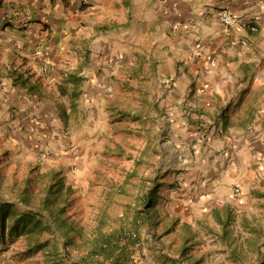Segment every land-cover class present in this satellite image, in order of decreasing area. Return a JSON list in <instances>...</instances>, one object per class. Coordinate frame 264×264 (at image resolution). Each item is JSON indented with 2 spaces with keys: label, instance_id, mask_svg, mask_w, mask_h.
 Instances as JSON below:
<instances>
[{
  "label": "crops",
  "instance_id": "1",
  "mask_svg": "<svg viewBox=\"0 0 264 264\" xmlns=\"http://www.w3.org/2000/svg\"><path fill=\"white\" fill-rule=\"evenodd\" d=\"M223 8L242 26L222 24ZM0 33L6 148L29 155L39 141L35 151H55L67 176L69 157L91 166L84 146L113 117L132 119L143 140L139 176L160 183L155 224L139 223L136 195L103 231L140 226L147 263L201 264L194 246L205 261L217 250L219 264L261 263L264 197L231 189L264 183V0H0ZM131 94L134 112L117 104ZM173 247L187 253L163 254Z\"/></svg>",
  "mask_w": 264,
  "mask_h": 264
},
{
  "label": "trees",
  "instance_id": "2",
  "mask_svg": "<svg viewBox=\"0 0 264 264\" xmlns=\"http://www.w3.org/2000/svg\"><path fill=\"white\" fill-rule=\"evenodd\" d=\"M9 152L1 150L0 165L2 161L7 162ZM65 177L60 168L39 171L35 166L28 168L24 176L14 178L6 188L10 197L0 196V241L5 240V235L22 238L23 255L39 254L45 264H135L132 261L135 240L126 230L104 232L107 221L103 213L96 217L95 236L86 233L80 206H76L80 194L66 183ZM150 183L136 212L139 223L151 228L155 224L153 210L158 202L160 183L157 180ZM0 188H4L1 182ZM261 188L253 190V195L264 197V183ZM110 190L107 199L112 201V194L121 193L122 187L111 186ZM139 227L135 228L137 234ZM70 247L76 248L79 255L72 257ZM186 253L187 249L183 248L180 255ZM257 256L260 264H264V252L258 251Z\"/></svg>",
  "mask_w": 264,
  "mask_h": 264
},
{
  "label": "rangeland",
  "instance_id": "3",
  "mask_svg": "<svg viewBox=\"0 0 264 264\" xmlns=\"http://www.w3.org/2000/svg\"><path fill=\"white\" fill-rule=\"evenodd\" d=\"M133 85L134 83L131 82ZM133 95H130V99L128 102L122 100L117 104H126L125 109L128 111H135L137 109L134 104ZM127 119L122 121H116V117L111 119V127L107 128L106 132H100L101 124H99V136L97 141H92L91 143H87L84 147L90 149L94 154L89 159V164L91 166H87L82 169V167L78 166L74 162V156L71 158V166L68 168V174L66 178V183L73 185V187L78 191L80 197L76 203V206H80V211L82 213V225H84L86 233L91 237L95 236L96 226H97V216L103 213L105 215L106 220H108V224L110 226L119 224L117 220L124 217V213L133 208L134 198L137 195L138 199L136 201L141 200V193H143V188H147L150 185L151 181L157 180V178L151 180L150 182L146 179L144 180L139 176V165H138V151L141 146L143 140L139 137V132L141 128H139V124L132 119L129 120V124L126 122ZM109 122V118L107 120H103L102 123ZM127 129V130H126ZM125 131V132H124ZM51 141V140H50ZM54 142H57V137H55ZM86 142V141H85ZM6 142L0 139V153L3 149H8L4 146ZM39 144V141L36 142ZM42 143V142H41ZM47 143V141L43 142ZM27 145V154L22 155L15 154L19 153V149L12 151L8 149L9 155L6 158L7 162L2 161L0 165V182L3 183L4 188H0V196L10 197V193L6 188L10 185V182L14 180V178H19L24 176L27 169L30 167L37 166L39 171L50 170V169H62L63 166L58 162V159L61 160L60 156H57V153L52 149H49V153L45 154L44 151L38 152L36 150L37 144ZM83 144L77 138L74 140L73 147L82 148ZM5 147V148H4ZM55 152V153H54ZM34 153V155L32 154ZM36 154V156H35ZM1 155V154H0ZM54 161V162H53ZM3 166V168H2ZM3 170H6L5 172ZM149 178L154 177V173H149ZM158 181V180H157ZM122 187L121 193L112 194V201L107 199V194L109 193L110 187L120 186ZM143 187V188H142ZM261 188V187H260ZM262 189V188H261ZM141 194V195H140ZM231 194L235 195H253V192H243L239 190L236 191L235 188L231 189ZM139 206L138 203L135 204L137 208ZM156 206V205H155ZM136 211V209H135ZM155 209L153 210L154 213ZM81 216V215H80ZM103 217V216H101ZM115 217V218H114ZM154 217V215H153ZM123 219V218H122ZM107 225V224H106ZM138 227V226H136ZM131 227L127 232H136L135 228ZM137 234V233H136ZM138 235V234H137ZM242 237L238 236L237 240L242 244ZM138 240L141 243L139 248L132 249V261L135 264H152L147 263L148 260H145V254L143 248V241ZM25 247V242L22 238H9L5 235V240L0 241V264H45L44 258L39 254L36 256H25L23 255V249ZM201 247H190L188 248V252H190V256L195 258H200V261L197 263L201 264H219L218 260H214V254H217V250L213 251L209 256V259H202V252L200 251ZM217 248V245L213 247V250ZM70 252L72 257H76L79 255V251L76 248L70 247ZM220 251V250H219ZM173 247L172 249L167 250L163 254H167L171 258L180 259V251H178ZM147 253V252H146ZM163 254L152 252L149 254L150 258L153 257V262L160 260L162 262L166 261L163 258ZM218 254L221 255L219 252ZM217 254V255H218ZM243 259L248 263L247 258L249 257L248 253H242ZM222 257V256H221ZM220 257V258H221ZM221 260V259H220ZM168 262V261H167ZM176 262V260H175ZM184 262V261H183ZM187 264H193V261H187ZM185 263V264H186ZM223 263V262H222ZM252 263V262H250ZM67 264V262H65ZM156 264V263H155ZM165 264V263H163ZM167 264H172L167 263ZM226 264H232L231 262H226Z\"/></svg>",
  "mask_w": 264,
  "mask_h": 264
},
{
  "label": "built area",
  "instance_id": "4",
  "mask_svg": "<svg viewBox=\"0 0 264 264\" xmlns=\"http://www.w3.org/2000/svg\"><path fill=\"white\" fill-rule=\"evenodd\" d=\"M217 18L218 20L224 24L227 27H241V21L236 18L234 15H232V13L226 9H220L217 12ZM251 30H255L254 28H251ZM1 36V33H0ZM43 71H45V69L43 68ZM130 237L132 238V240H135V244H134V249L139 248L141 246L140 241L137 238V234L135 232H130Z\"/></svg>",
  "mask_w": 264,
  "mask_h": 264
}]
</instances>
